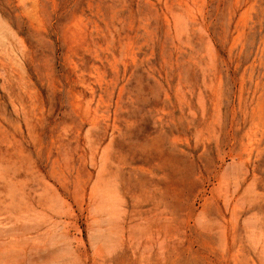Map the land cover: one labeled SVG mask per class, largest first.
<instances>
[{"label":"rangeland","instance_id":"374dc122","mask_svg":"<svg viewBox=\"0 0 264 264\" xmlns=\"http://www.w3.org/2000/svg\"><path fill=\"white\" fill-rule=\"evenodd\" d=\"M0 264H264V0H0Z\"/></svg>","mask_w":264,"mask_h":264},{"label":"bare ground","instance_id":"6f19581e","mask_svg":"<svg viewBox=\"0 0 264 264\" xmlns=\"http://www.w3.org/2000/svg\"><path fill=\"white\" fill-rule=\"evenodd\" d=\"M242 18V17H241ZM243 19V18H242ZM238 37V36H237Z\"/></svg>","mask_w":264,"mask_h":264}]
</instances>
